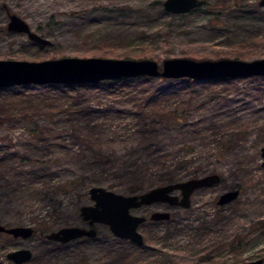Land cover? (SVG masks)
<instances>
[{
	"label": "rangeland",
	"instance_id": "obj_1",
	"mask_svg": "<svg viewBox=\"0 0 264 264\" xmlns=\"http://www.w3.org/2000/svg\"><path fill=\"white\" fill-rule=\"evenodd\" d=\"M164 1L0 0V61L121 56L129 60L146 57L161 66L165 60L181 58L264 59V13L249 15L260 0H198L205 4L184 15L165 12ZM235 6L246 10L233 14ZM8 13L50 45L43 47L24 34L8 32ZM238 44H247L251 51L243 50L242 57L235 59L229 52ZM131 86L94 89L92 99L81 98L79 105L60 101L54 93L50 100L25 106L13 120L5 119L9 110L0 107V118H4L0 152L5 156L0 162V224L41 229L44 235L62 228L87 229L79 210L93 205L91 188L132 196L134 178L99 175L95 156H119L135 146L142 124L137 116L140 103L153 87L176 86L181 90L179 97L175 94L165 104L178 107L177 114L183 118L180 126L165 119L155 128L161 149L171 150L176 160L184 161L182 167L172 165L175 183L211 174L221 181L195 191L187 209L165 204L149 208L150 212L169 213L171 219L147 220L140 226L143 246L152 252L133 245L132 253L154 264L264 263V77L246 78L236 85L196 84L187 110V84L154 79ZM82 106L93 110L89 119L74 114ZM96 110L110 113H102L107 117L103 119ZM88 122L91 127L86 126ZM42 129L50 136L40 135ZM232 191H238L237 198L217 206L218 198ZM145 192L141 189L134 195ZM132 214L140 216L141 211ZM94 229V239L82 238L63 246L42 239L37 231L26 240L1 235L0 262L13 264L6 255L18 250L31 252L32 259L26 264L36 256L39 264H97L107 260L108 254L128 251V241L109 238L107 227L95 225ZM232 244L238 246L239 257L229 250Z\"/></svg>",
	"mask_w": 264,
	"mask_h": 264
},
{
	"label": "water",
	"instance_id": "obj_2",
	"mask_svg": "<svg viewBox=\"0 0 264 264\" xmlns=\"http://www.w3.org/2000/svg\"><path fill=\"white\" fill-rule=\"evenodd\" d=\"M204 1L198 0H165V12L174 15H184L203 6ZM259 7L264 9V0H260ZM7 31L24 34L27 38L40 46L50 43L33 33L29 26L14 14L8 13ZM264 77V59L244 62L240 60L222 59L218 61H193L190 59H171L162 62L161 66L151 60L104 59V58H62L43 62L0 61V90L20 86L53 85H81L98 84L104 81H121L125 79L151 78L163 80L188 79L205 81L217 78L246 79ZM264 167V147L261 148ZM217 174L190 179L181 183L168 184L151 189L145 193L123 196L100 187L89 190L91 206L81 207L79 215L88 226L102 225L109 229L117 239L128 241L135 246L144 245L143 237L138 228L146 221L142 216L134 215L142 206L154 203H166L170 206L187 209L190 207L192 194L203 188H210L220 183ZM175 192L179 196L173 195ZM238 191L227 192L217 200L218 206L234 201ZM151 221H169L170 214L154 212ZM36 230L30 227H5L0 224V234L9 236L13 240H26L34 236ZM94 228H62L45 235V240L58 244L88 238L94 239ZM6 259L13 264H26L32 259L28 250H18L6 255ZM0 264H3L0 262ZM248 264H264L257 260Z\"/></svg>",
	"mask_w": 264,
	"mask_h": 264
},
{
	"label": "trees",
	"instance_id": "obj_3",
	"mask_svg": "<svg viewBox=\"0 0 264 264\" xmlns=\"http://www.w3.org/2000/svg\"><path fill=\"white\" fill-rule=\"evenodd\" d=\"M205 3V2H204ZM251 7V6H250ZM254 11L249 12V15L256 16L258 14L264 13L261 10L259 5H254ZM196 10V9H194ZM193 10V11H194ZM245 6H241L240 8L235 6L231 13H241L245 12ZM192 12V11H191ZM8 16V15H7ZM243 50L251 51V47H247V44H238L237 46H233L231 52L229 54L232 58L239 59L242 57ZM250 53V52H249ZM117 58V56H116ZM118 58L123 59H130L129 57H121ZM137 60H146V57H138ZM255 78H263V77H255ZM154 79L151 78H136V79H125L121 81H104L98 84H81V85H53L47 84L42 86H20V87H11L6 89L0 90V107H3L6 110H9L6 114L4 113L5 119L13 120L19 116V112L23 110V108L27 105H31V103L38 102V101H47L51 98H54V93H58V97H60V101L70 103L74 101L77 105L78 100L84 98L85 100L89 101L92 99V90L97 88H104L106 90L108 88L115 87V85H119L122 87H132L133 84H148ZM243 79H226V78H217V79H210L205 81H192L188 79H181V80H169L172 83L177 84H187L184 95L187 97V104L185 110H187V106L190 104L191 96L193 91L195 90L196 84H213L215 82H223V83H231L232 85H236L237 81ZM162 81V80H159ZM110 91V90H109ZM108 91V92H109ZM181 92L176 86H168L163 88H156L152 89L144 98V101L140 103V109L138 112V119L142 122L138 129L139 140L136 142L135 146L131 147L127 152L119 155V156H95L97 167L95 168L96 172L99 175H112L118 174L120 178H134L133 181L135 183L132 185L135 187L131 194H136L138 190L144 189L146 192L148 190L162 187L168 184H174L175 178L171 173L172 165H176L182 167L184 165L183 160H176L174 156H172L171 150H164L161 149V144L157 140V130L155 129L159 122L164 121L165 119L171 123H175L177 126H180V121L182 118L181 115H178V107L173 105H166V99L170 98L177 94L179 97V93ZM114 93V92H113ZM84 95V96H82ZM82 96V97H81ZM83 100V99H82ZM144 103V104H143ZM49 106V105H48ZM89 107H81L80 111L74 114H80L85 119L92 115L93 110H88ZM181 111L184 114L186 111ZM98 114L99 118H107L102 116L109 114L110 111H95ZM25 114H23L24 116ZM90 115V116H89ZM105 115V116H106ZM89 116V117H88ZM4 118H0L3 120ZM183 119V118H182ZM150 120V121H149ZM149 121V122H148ZM91 123L88 122L86 126H90ZM202 133V129L199 131ZM39 134L42 136H50V132L45 129L39 131ZM93 136L92 134H89ZM87 140V137L85 138ZM94 141V140H93ZM91 141L92 143H94ZM0 152V156H1ZM21 160L26 159L23 154H16ZM5 156L0 157V162H3ZM173 163V164H172ZM196 179V178H195ZM93 228V227H92ZM38 235L43 236L42 239H45L44 231L41 229L36 230ZM35 233V234H37ZM6 236L0 234V236ZM8 237V236H6ZM97 237V236H96ZM113 238L114 240L120 241V239L114 238V236L109 234V238ZM12 240L10 237H8ZM241 241V240H240ZM127 241L123 243L126 244ZM57 244V243H56ZM129 245V249L127 252L117 254V256H109V254L105 257L107 260L98 262L97 264H154V261L145 260L143 261L134 256L132 253V248L134 244L127 242ZM62 246L65 244H61ZM240 245V244H239ZM135 246V245H134ZM137 249L144 251L152 252V248L146 246L138 247ZM229 250L234 254V256L239 257L240 250L237 245H230ZM114 250L110 251L113 253ZM151 255V254H150ZM39 257L36 256L35 259L31 262V264H39ZM207 264H215L212 260H208Z\"/></svg>",
	"mask_w": 264,
	"mask_h": 264
},
{
	"label": "flooded vegetation",
	"instance_id": "obj_4",
	"mask_svg": "<svg viewBox=\"0 0 264 264\" xmlns=\"http://www.w3.org/2000/svg\"><path fill=\"white\" fill-rule=\"evenodd\" d=\"M193 11V10H192ZM8 15V14H7ZM7 18H8V16H7ZM160 204H165V205H169V204H166V203H154V204H151V205H147V206H142V207H140L139 209H137V210H140L141 211V214H140V216H142V217H144L145 219H146V221L143 223V224H145L146 222H147V220H149V221H151L149 218H150V215L152 214V213H154V212H150L149 211V208H151L152 206H155V205H160ZM217 204V203H216ZM170 206V205H169ZM218 206V205H217ZM171 207H174V206H171ZM136 210V211H137ZM133 211H131V213H132ZM169 214V213H168ZM170 219H171V215H170ZM170 221V220H169ZM151 222H154V221H151ZM158 222H161V221H158ZM166 222V221H165ZM168 222V221H167ZM142 224V225H143ZM141 225V226H142ZM88 228H91L90 226H88ZM4 235V234H3ZM7 236V235H6ZM9 237V236H8ZM13 240V239H12Z\"/></svg>",
	"mask_w": 264,
	"mask_h": 264
}]
</instances>
